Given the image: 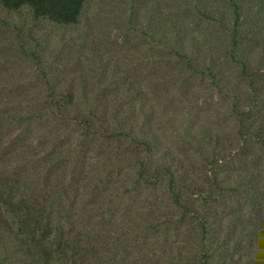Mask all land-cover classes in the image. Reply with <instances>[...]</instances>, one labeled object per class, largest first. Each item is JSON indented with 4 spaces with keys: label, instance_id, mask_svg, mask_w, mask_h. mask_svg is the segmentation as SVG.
Masks as SVG:
<instances>
[{
    "label": "rangeland",
    "instance_id": "374dc122",
    "mask_svg": "<svg viewBox=\"0 0 264 264\" xmlns=\"http://www.w3.org/2000/svg\"><path fill=\"white\" fill-rule=\"evenodd\" d=\"M236 35L240 41L238 56L251 67L264 69V2L257 0H88L75 26L37 21L27 10L8 13L0 6V78L9 83L7 94L24 86L34 97H44L48 93V82L56 91L75 94L84 112H88V99L107 96L114 105L115 100L128 97L135 102L132 123L137 134L159 139L161 148L152 157L153 164L168 165L178 161V169L185 177L179 176V185L185 187L190 179L193 180L191 193L197 184L211 194L214 190L204 183L201 172L203 141L207 138L205 143L213 144L209 146V153L212 150L227 153L237 128L230 115L231 99L223 98L212 79L201 75L200 68L185 74L186 71L179 68L172 70L162 57L170 47L168 43L180 41L189 56L216 68L221 81L225 82L221 86H228L229 94L234 87L241 86L245 90L239 78V65L231 56ZM32 52L37 53L38 61L31 58ZM154 55L157 60L152 59ZM124 81L133 82V89L130 92L122 87L115 90ZM48 124H35L30 130L35 137L33 146L48 143L49 152L55 143H63L68 132L53 121ZM124 153L122 144L102 142L92 154L94 160L87 161V169L98 167L99 173L105 166L110 167L111 175L104 174V178L110 179L105 201L111 197L114 202L105 207L101 204L105 210L104 222L115 224V232H121L123 237L130 234L131 241L126 242L119 256L105 264H186L193 259L194 253L188 243V220L180 221L181 213L172 207L167 184L151 188L138 183L136 161L131 159L130 165L116 159ZM43 158L42 153L28 163L34 172L42 174L40 192L44 190L43 179L47 172L41 168L42 162L34 168V161ZM227 166L225 161L220 163L223 169ZM251 167L252 164L247 167L243 163L228 166V170H232L227 175L229 178L224 172L219 173V180L224 187L242 188L243 192ZM105 182L99 185L100 189H106ZM242 192L228 199L225 207L243 210L246 218L255 219L258 230V208H253ZM256 203L257 207L264 205L261 199ZM196 204L203 210L200 201ZM153 209L155 216L151 212ZM125 214L130 216V222L123 218ZM154 218L164 223L170 218L172 225L163 228L162 235L157 237L142 232L140 235L144 237L134 240L132 235L137 232L136 227H144ZM100 222L98 218L96 225ZM234 223L233 219L224 221L221 234L215 236L217 241L211 247L215 257L213 263L264 264V244L259 241L253 248L248 237L243 239L238 230L234 235L229 234ZM16 232L15 227L10 229L2 219L0 264L25 263L24 247ZM109 238L115 241L118 237L113 233ZM220 245L223 247L219 248Z\"/></svg>",
    "mask_w": 264,
    "mask_h": 264
},
{
    "label": "trees",
    "instance_id": "16d2710c",
    "mask_svg": "<svg viewBox=\"0 0 264 264\" xmlns=\"http://www.w3.org/2000/svg\"><path fill=\"white\" fill-rule=\"evenodd\" d=\"M87 1L0 0V6L8 13L27 10L37 21L46 20L59 26H75L79 24ZM233 41L231 56L239 65V78L246 89L241 86L232 87L231 94L228 86L225 87L226 90L221 86L225 82L221 81V75L215 71L216 68L203 65L189 56L180 41L167 42L170 47L163 52L162 57L168 61L172 70L179 68L185 70V74L190 70L196 72L200 68L201 75H208L212 79L213 86L221 96L231 99L230 115L237 126L231 147L225 154L222 150H212L209 153V146L213 144L205 143L207 138L203 141L201 172L204 183L214 190L211 194L204 186L198 188L197 184L191 193L193 180L190 179L186 181L185 187L180 186L179 176L185 177L178 169V161L174 160L168 165L153 164L152 157L161 148L159 139L153 135L150 138L148 134L141 137L137 134L132 123L135 119V102L129 101L128 97L115 100L114 105L107 96L88 99V112H84L77 104L75 94L56 91L48 82V93L44 97H34L24 86L16 87L15 92L10 91L7 94L9 83L0 78V207L3 212L0 213V222L3 219L10 229L16 228V235L24 247V264H105L117 258L126 242L131 241L130 234L123 237L121 232H115V224L112 226L111 223L104 222L103 206L114 202L111 197L109 201H105L110 179L104 178V174L109 172L110 167L105 166L102 173H99L98 167L87 169V161L94 160L92 154L102 142L122 144L125 153L116 156V159L130 165L132 160L136 161L139 184L151 188H156L161 183L167 184L172 207L181 213L180 221L188 220V243L194 253L193 259L186 264H214L215 257L211 253V247L217 241L215 236L223 230V222L228 219L235 220L229 234L234 235L238 230L243 239L248 237L253 248L259 241L264 244V205L257 207L256 203L260 199L264 201V69L251 67L248 61L239 57L237 49L240 41L237 35L233 37ZM30 56L38 61L36 52H32ZM153 58L157 60L155 55ZM132 86L133 82L124 81L115 90L122 87L130 92ZM133 95L135 96L134 93ZM101 108L105 110L102 111ZM49 121H53L59 128L63 127L68 136L62 144L55 143L48 152V143L33 146L35 137L30 129L35 124L49 125ZM42 153L43 160L34 161V168L38 162H42L44 166L41 168L47 172V177L43 179L44 190L40 192L42 174L37 173V170L34 172L28 163ZM222 161L231 167L236 163H243L247 167L252 164L243 192L252 207L258 208V230L254 225L255 219L246 218L243 210L236 211L225 207L228 199L240 196L242 188H226L220 182L221 173L225 172L229 178L227 175L232 171L228 170V166L226 169L220 167ZM112 162L110 159V163ZM186 174L189 176V173ZM104 181L107 187L102 190L99 185ZM199 201L203 204V210L196 204ZM81 203L84 205H80ZM151 212L153 216L156 215L154 209ZM116 213L113 212V216ZM123 216L130 222L129 215ZM98 218L101 222L96 225ZM133 222L137 223L136 220ZM171 223L170 218H166L165 223L156 218L148 220L144 227H136L137 232L132 238L140 240L144 237L140 235L142 232L157 237ZM113 233L118 237L115 241L109 238ZM122 239L124 243H121ZM222 247L220 245L219 248Z\"/></svg>",
    "mask_w": 264,
    "mask_h": 264
}]
</instances>
